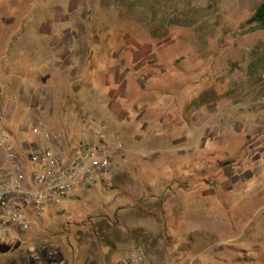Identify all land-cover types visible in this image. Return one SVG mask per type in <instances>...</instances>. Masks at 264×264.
Listing matches in <instances>:
<instances>
[{"label": "crops", "instance_id": "0c3cea01", "mask_svg": "<svg viewBox=\"0 0 264 264\" xmlns=\"http://www.w3.org/2000/svg\"><path fill=\"white\" fill-rule=\"evenodd\" d=\"M65 4L60 5L58 0H37L35 10L26 18H20L16 12L20 22L12 27L10 34L5 35L4 29H0V112L12 134V141L17 149H23L25 143L33 140L31 129L38 120L44 121L50 129L67 131L75 139L80 131L79 116L89 115L104 123L113 154V169L110 178L101 182L106 190L119 191L116 194L118 200H111L104 206V211L100 210L103 213L99 216L98 236L102 237H99L100 246L96 249L98 259L92 256L91 250L84 253L81 250L79 264H83L82 261H87L86 264H118L127 254L140 250L156 264H177L179 259H165L164 255H175L190 246L184 240L188 237L192 240L195 232L188 233V225L200 228L196 214L194 219L187 215V208L198 204L193 198L198 186L185 185L182 170L187 168L183 166L175 171L167 167L170 158L165 159L168 161L160 165L161 168L151 166L139 170L119 166L115 155L124 154L123 147L129 146L127 142L137 143L133 147L140 146L144 140L148 142L146 136L154 118L150 107L154 104L170 111L171 116L167 113L164 118L170 125L176 124L172 119H177L182 110L192 106L199 108L191 131H188L195 136V141L198 133L199 141L204 133L203 114L212 107L214 114L211 117L216 118L220 89L224 87L226 113L233 133L240 132L239 128L235 129V110L242 111L244 125L251 119L258 127L264 126V105L245 107L244 102L264 94V38L248 45L242 63L236 64L231 57L226 86L218 85L216 64L209 68L210 79L200 78L199 84L198 79L192 81L194 85L190 91L194 93L189 98L181 95L182 87L186 86V81L181 78L186 73L181 67H175L173 74L162 68L158 72L146 68H152L159 59L165 67L167 55L159 52L167 43H157L158 49L154 51L152 41L140 44L138 38H134L129 42L132 48L123 55V38L101 37L98 32H93L94 25L76 21L75 5L69 1ZM165 74L166 78L163 77ZM171 77L176 79L175 83L171 84ZM156 78H164V84H157ZM236 95L237 98L241 96L242 103L236 104L241 100L236 99ZM214 129L219 133L217 128ZM166 134L168 137L163 140L174 145L170 148H178L181 142L176 139V134ZM202 143L203 139L200 140V151ZM195 145L194 149L198 151ZM191 151L188 152L192 155L196 153ZM170 153H175L177 161L173 160L174 163L185 164L179 157L185 154L184 151ZM157 173L163 175L162 180L152 178L148 181L147 175L155 177ZM91 187L93 185L80 191ZM188 188L193 192L188 193ZM108 208L114 209L111 217L106 213ZM188 217L193 219L191 224Z\"/></svg>", "mask_w": 264, "mask_h": 264}, {"label": "rangeland", "instance_id": "374dc122", "mask_svg": "<svg viewBox=\"0 0 264 264\" xmlns=\"http://www.w3.org/2000/svg\"><path fill=\"white\" fill-rule=\"evenodd\" d=\"M58 1L60 5L65 1L75 5L76 21L94 25L92 27L96 29L93 32H98L101 37L111 40L123 38V55L132 48L129 42L134 38H138L140 44L152 41L154 51L158 49L157 43H167L159 52L167 55L165 67L159 59L160 62H154L152 68H146L156 72L162 68L173 74L175 67H181L186 73L181 77L186 81L181 95L189 98L194 93L190 91L194 85L192 81L198 79L199 84L200 78L210 79L209 68L216 64L218 85L226 86L231 57H234L236 64L242 63L248 45L264 38V28L247 23L263 0ZM36 2L0 0V29H4L5 35L10 34L12 27L20 22L16 12L20 18H26L35 10ZM262 68L264 72V64ZM203 73L205 75L202 77ZM166 75L163 77L166 78ZM162 79L156 78L155 81L163 85ZM172 82L175 83L176 79ZM236 99H241V96L237 98L236 95ZM242 101L238 100L236 104ZM244 102L245 107L264 105V94L255 95ZM226 106L224 87L219 93V114L212 118V107L204 112L203 137L198 141L200 136L197 133L195 141V136L188 131H191L194 115L200 112L199 108L192 106L182 110L177 119H172L176 124L170 125V121L164 119L167 113L171 116L170 111L154 104L150 107L154 118L151 121L153 129L146 136L148 142L143 139L139 143L142 147H133L137 143L127 142L129 146L123 147L124 154L115 155L119 166L139 170L151 166L161 168L160 165L168 161L165 159L170 158L167 167L175 171L179 167H186L182 170L183 177H186L183 183L188 187L198 186L193 196L198 204L192 205L193 208L188 207L187 215H192L194 219L195 213L197 223H201H198L200 228H190L191 225H188L186 231L195 232L192 240L189 237L184 240L190 246L186 250L180 249L175 255H164L165 259H179L177 264H264V126L258 127L251 119L244 125L242 111L235 110V129L239 128L240 132L233 133ZM128 130L131 128L128 127ZM169 132L175 133L176 139L180 140L178 148H170L174 145L167 139L163 140ZM194 143L198 151L194 149ZM175 150L185 152L179 156L185 160V164L173 162L177 161L174 159L175 153L170 152ZM190 150L196 153L192 155L188 152ZM162 176L160 173L155 177L147 175L148 181H152V178L160 181ZM92 185L83 192L72 194L58 208L48 210L35 220L24 243L9 248L1 246L0 264H49L52 256L63 264H79L81 250L83 253L91 250L92 256L98 259L96 249L100 246L99 237H102L98 236L99 216L107 203L118 200L116 194L119 191L106 190L101 181ZM192 192L188 188V193ZM108 211L106 213L111 217L114 209L108 208ZM193 219L188 217L187 220L191 224ZM29 247L34 248L37 259L31 257Z\"/></svg>", "mask_w": 264, "mask_h": 264}, {"label": "built area", "instance_id": "2783aa9c", "mask_svg": "<svg viewBox=\"0 0 264 264\" xmlns=\"http://www.w3.org/2000/svg\"><path fill=\"white\" fill-rule=\"evenodd\" d=\"M0 89V104H1ZM80 131L72 138L38 120L33 140L17 149L0 112V247L24 243L35 220L58 208L72 194L112 175V151L104 123L89 115L78 117ZM42 234H45L43 232ZM37 259L33 247H29ZM49 264H63L50 258ZM118 264H156L143 250L131 252Z\"/></svg>", "mask_w": 264, "mask_h": 264}, {"label": "trees", "instance_id": "16d2710c", "mask_svg": "<svg viewBox=\"0 0 264 264\" xmlns=\"http://www.w3.org/2000/svg\"><path fill=\"white\" fill-rule=\"evenodd\" d=\"M247 23H254L260 28H264V0L253 11L252 16L248 19Z\"/></svg>", "mask_w": 264, "mask_h": 264}]
</instances>
